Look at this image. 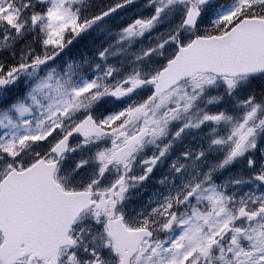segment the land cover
Returning <instances> with one entry per match:
<instances>
[{
	"label": "snow or ice",
	"instance_id": "obj_1",
	"mask_svg": "<svg viewBox=\"0 0 264 264\" xmlns=\"http://www.w3.org/2000/svg\"><path fill=\"white\" fill-rule=\"evenodd\" d=\"M0 264H264V0H0Z\"/></svg>",
	"mask_w": 264,
	"mask_h": 264
}]
</instances>
